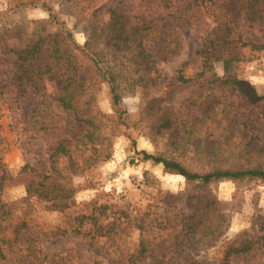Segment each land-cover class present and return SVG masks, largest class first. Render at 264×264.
<instances>
[{"label": "rangeland", "instance_id": "374dc122", "mask_svg": "<svg viewBox=\"0 0 264 264\" xmlns=\"http://www.w3.org/2000/svg\"><path fill=\"white\" fill-rule=\"evenodd\" d=\"M106 1L102 0L95 8V15L92 9L81 8L83 4L76 0H34L16 8H11L8 0H0V158L15 178L2 192L4 201L17 200L27 194L26 184L18 175L21 167L29 163L40 171H47L51 148L68 136L67 129L74 124L56 100L59 81L47 79L41 91L34 92L30 88L24 91L19 85L13 53L6 51V47L20 45L37 28L45 34L57 36H65L69 31L81 46L92 36L94 47L104 49L112 62L128 61L125 74L134 79L128 87V94L121 98V109L129 115V125L121 123L119 114L114 113L107 82H102L99 90L94 91L95 104L87 111L90 118L95 116L96 107L104 113L116 115L115 120L110 121L112 127L100 129L110 137L109 158L104 159L102 155L97 163L73 176L76 203L71 208L51 210L34 202L30 229L37 230L34 235L39 239L34 238L32 243H16L0 264H20V259L33 260L37 255L35 243L54 258V264H126L128 255H137L141 247V229L134 225L140 218H145L149 225L150 243L156 249L152 253L148 251L155 255L149 256L142 264H186L190 259L199 260L202 264H223L222 248L227 240L242 234L264 238V182L222 179L207 186H198L197 183H189L181 174L167 171L162 163L144 160L140 151L145 149L174 158L193 171L230 167L232 164L238 168L259 163L264 166V152L250 151L245 155L236 151L243 139V129L245 137L254 144L260 145L264 141V99L250 103L238 87H227L220 82L211 85L205 81L202 89L195 82L174 83L183 65L186 74L197 70L196 50L203 38L217 26V21L206 13L204 7L191 15L190 24L181 26L177 21H170L175 27L165 29L164 39L179 40V46L170 41L162 48L157 61L159 73H156L143 70L134 64V60H127L129 55L126 52L118 51V44L107 30L110 11L107 6L100 8ZM115 1L126 8L130 16L144 14L150 21L152 17L149 15L153 14L155 21L151 26L157 25L159 17L166 16L164 8L159 5L160 0ZM231 10L232 6H228L226 16L231 14ZM262 14L259 17L261 24L249 23L247 26L242 23L236 28L237 32L246 40L264 43V12ZM154 32L159 31L156 29ZM244 53L247 57L241 63L239 78L257 94L264 95V49H245ZM212 66L223 78V59L214 60ZM163 98L176 111L178 124L183 121L185 125L179 126L177 135H170L159 127L161 110L156 105H163ZM189 98H194L192 103L187 101ZM206 108L208 113H203ZM229 110H234L233 115L238 114L233 120L240 126L228 137L221 128L228 126L232 119L228 116V123L224 117ZM243 122H247V127ZM199 190L219 200L228 215L227 229L214 245L206 249L197 252L190 248L179 251L180 255L175 254L169 244L175 241L181 211L188 207L185 195ZM96 204L109 206L104 222L114 220L116 225L110 238L97 236L86 223L81 234L71 230L75 216L91 213ZM121 209L126 210L129 217L123 216L119 212ZM17 212L21 215V211ZM18 219L15 217L7 230L0 234L11 235L9 226ZM58 226H68L69 231L64 235H51ZM230 264L243 263L232 258Z\"/></svg>", "mask_w": 264, "mask_h": 264}, {"label": "trees", "instance_id": "16d2710c", "mask_svg": "<svg viewBox=\"0 0 264 264\" xmlns=\"http://www.w3.org/2000/svg\"><path fill=\"white\" fill-rule=\"evenodd\" d=\"M8 1L11 8L34 2V0ZM76 1L83 4L81 8L92 9L93 14L96 15L95 8L102 0ZM113 1L107 0L100 5V8L102 10L104 6H107L110 11L107 30L118 44V51L126 52L129 55L127 60H134V64L143 70L156 73H159L157 61L162 48L170 44V41L176 43V47L179 46V40H170L169 37L164 39L165 29L175 27L170 24V21H177L181 26L190 24L191 15L204 7L206 13L217 21V26L210 35L203 38L201 46L196 50L197 70L192 74H186L185 65H183L178 70L174 83L195 82L198 88L202 89L205 87V81L211 85L220 82L227 87H238L246 94L250 103L264 99V95L257 94L251 86L239 78L241 63L247 57L244 53L245 49L262 50L264 43L246 40L236 29L242 23L247 26L249 23L261 24L259 17L264 12L262 11L264 10V1L160 0L161 4L159 5L164 8L166 16L159 17L156 20L157 25L154 26H151V22L155 21L153 14L149 15L150 18L152 17L150 21H147L148 16L144 14L130 16L126 8L120 7L117 1ZM159 5L157 4L156 7L158 8ZM228 6H232V10L231 14L226 16ZM238 7L239 10H235ZM161 21L164 22L161 24ZM156 29L159 32L155 34ZM6 51L13 53L19 85L24 91L27 88L34 92L41 91L47 79L55 78L59 81L60 86L56 100L74 124L67 129L68 136H64L51 148L47 171H40L29 163L21 167L18 175L23 178L26 184L27 194L20 199L4 201L1 198L4 188L15 178L0 158V232H5L8 224H11L15 217H19L16 223L9 226L11 235L0 234V260L7 258V251L16 243L25 244L27 241L32 243L33 240L39 239L34 235L37 230L30 229V221L33 219L30 217V213L34 209V202L44 204L47 209L59 211H65L76 203V188L72 183L73 176L83 173L91 165L97 163L102 155L104 159H107L111 154L110 137L103 134L100 129L107 126L112 127L110 121L115 120L116 113L119 114L118 118L121 123L129 125L127 120L129 115L121 109V98L128 94V87L134 80L125 74L128 61L112 62L104 49L97 50L94 47L92 36L91 38L89 36L81 46L75 42L69 31L65 36H57L45 34L37 28L20 45L6 47ZM218 58H222L224 61L223 78L212 66V62ZM206 76H209V79ZM102 82H107L110 86L115 114L104 113L95 106V116L90 118L87 111L90 110L92 104H95L93 93L99 90ZM165 99L161 100V102H165L163 105L160 103L156 105L161 110L159 117L161 125L159 127L170 135H177L179 126L185 125L183 121L178 124L179 119L176 111ZM193 99L189 98L187 101L192 103ZM208 111L207 108L203 109V113H208ZM233 112L234 110H229L224 114L226 120H228V116L232 119L230 123L228 120V126L221 128L225 130L228 137L240 126L237 121L233 120L234 115L238 117V114L233 115ZM208 117L212 118L210 115ZM241 117L243 118V115ZM103 119L109 123L103 122ZM246 124L247 122H243L245 127H247ZM242 133L244 134L243 139L236 149L237 152H242L245 155L250 151H255L257 154L264 152V141L260 145L254 144L245 137V129L242 130ZM140 152L143 154L144 160L152 159L157 163H162L167 171L181 174L189 183H197L198 186H207L213 181L222 179H250L264 182L263 163L244 168H238L232 164L230 167L217 166L207 171H193L174 158L151 153L145 149ZM184 199L188 207L181 211L180 226L174 236L175 241L169 244L173 246V252L179 255V251H187L191 248L199 252L201 249L214 245L225 233L228 225V215L221 208L219 200L215 196L204 190H199L197 193L186 194ZM92 209L91 213L76 215L71 230L81 234L86 223L97 236L112 237L116 230L115 221L104 222L109 206L96 204ZM17 211H21V215H18ZM119 212L123 213V216L129 217L126 210L121 209ZM129 221H131L130 218ZM134 223L141 229V247L137 255H128L126 264H142L147 261L149 256L155 255L149 254V250L151 253L156 251L151 246L148 235L151 229L145 218L135 220ZM68 231V226H58L55 231L51 232V235H64ZM35 244L36 257L31 261L20 259V264H43L44 262L54 264V258L49 257L41 247ZM263 257L264 238L261 237L253 238L242 234L223 244V264H230L232 258L240 259L243 264H264ZM37 261L39 262L37 263ZM186 264L202 263L199 260L190 259Z\"/></svg>", "mask_w": 264, "mask_h": 264}]
</instances>
